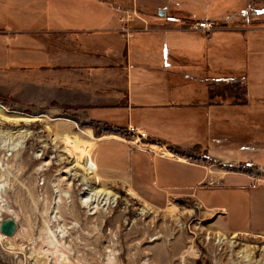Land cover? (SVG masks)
<instances>
[{"label": "crops", "instance_id": "1", "mask_svg": "<svg viewBox=\"0 0 264 264\" xmlns=\"http://www.w3.org/2000/svg\"><path fill=\"white\" fill-rule=\"evenodd\" d=\"M126 10L134 22H121ZM206 18L214 31L192 29ZM0 72L18 77L19 94L26 85L29 103L107 126L95 142L90 130L67 141L97 179L194 198L229 233L264 234V165L212 160L232 164L223 149L264 155V0H0ZM130 126L163 152L119 140Z\"/></svg>", "mask_w": 264, "mask_h": 264}, {"label": "rangeland", "instance_id": "2", "mask_svg": "<svg viewBox=\"0 0 264 264\" xmlns=\"http://www.w3.org/2000/svg\"><path fill=\"white\" fill-rule=\"evenodd\" d=\"M17 80L0 72L5 117L32 119L0 118V187L6 188L12 209H0V223L13 218L18 224L13 237L0 233V264H264V234L229 233L220 215L194 198L140 197L126 180L96 170L97 179L67 141L89 130L93 142L109 134L81 111L49 107L41 100L29 103L26 85L19 94ZM20 143L23 148L10 150ZM222 151L218 159L232 164L220 166L212 159L218 167L239 168L238 161L248 171L251 162L264 165V155L255 150ZM88 188L107 189L119 200L91 215L81 203Z\"/></svg>", "mask_w": 264, "mask_h": 264}, {"label": "bare ground", "instance_id": "3", "mask_svg": "<svg viewBox=\"0 0 264 264\" xmlns=\"http://www.w3.org/2000/svg\"><path fill=\"white\" fill-rule=\"evenodd\" d=\"M0 118L3 120L9 119V121H14V122H19L21 120H24V121H28L31 123V121H32V119L21 118V117H15L13 119L12 118L11 119L6 118L1 109H0ZM18 148H23V143L17 144L16 147H14L10 150L16 151ZM68 153L74 159V157H75L74 154L71 151H68ZM77 166L82 167V168L84 167L80 162H77ZM63 194L65 197H70L69 194L66 192H64ZM6 196H7L6 188L4 186L0 187V209L5 211L6 213H12V209H11V207L7 201ZM58 199H59V197H58ZM118 200H119V197L117 195H115L111 191L104 189V188H88V189H86V193H84V195L81 197L82 205L84 207H86L91 212V215L98 214V212H100V211L106 212L109 209V207L112 205H115L118 202ZM62 234H65V231Z\"/></svg>", "mask_w": 264, "mask_h": 264}, {"label": "built area", "instance_id": "4", "mask_svg": "<svg viewBox=\"0 0 264 264\" xmlns=\"http://www.w3.org/2000/svg\"><path fill=\"white\" fill-rule=\"evenodd\" d=\"M123 13L125 15V17L121 19V22L123 24L134 22L136 18L135 12L132 13L129 10H126ZM192 29L195 31H204L206 33H210L216 29V23L206 18L202 21L195 23V25L192 26ZM122 32L126 37H131L134 34L133 30L129 29L127 26L123 27ZM98 127L103 130V134L107 132V126H105L104 124H101ZM126 132H127L126 135L118 137L119 140L129 143L135 148L142 149V148H146V146L154 145V143L150 141L148 135L136 127L130 126L127 128ZM154 146H156L155 148L157 149L158 152H163L162 146L160 144L156 143ZM259 176L260 173L257 171H252L249 173L250 179L255 184L260 179Z\"/></svg>", "mask_w": 264, "mask_h": 264}, {"label": "water", "instance_id": "5", "mask_svg": "<svg viewBox=\"0 0 264 264\" xmlns=\"http://www.w3.org/2000/svg\"><path fill=\"white\" fill-rule=\"evenodd\" d=\"M161 16H164V12L160 13ZM18 229V224L15 219L8 218L6 220H2L0 223V233L5 237H13Z\"/></svg>", "mask_w": 264, "mask_h": 264}]
</instances>
